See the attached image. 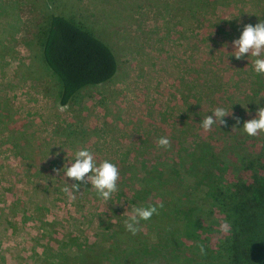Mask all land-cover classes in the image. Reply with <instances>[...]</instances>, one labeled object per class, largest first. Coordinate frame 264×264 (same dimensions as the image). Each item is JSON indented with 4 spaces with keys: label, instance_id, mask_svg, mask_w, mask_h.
<instances>
[{
    "label": "rangeland",
    "instance_id": "rangeland-1",
    "mask_svg": "<svg viewBox=\"0 0 264 264\" xmlns=\"http://www.w3.org/2000/svg\"><path fill=\"white\" fill-rule=\"evenodd\" d=\"M49 14L118 62L66 106L34 35ZM263 144L264 0H0V264H107L119 235L150 246L154 166L161 196L199 205L203 168L247 178Z\"/></svg>",
    "mask_w": 264,
    "mask_h": 264
},
{
    "label": "trees",
    "instance_id": "trees-1",
    "mask_svg": "<svg viewBox=\"0 0 264 264\" xmlns=\"http://www.w3.org/2000/svg\"><path fill=\"white\" fill-rule=\"evenodd\" d=\"M44 19L34 35L43 64L56 82L59 106L116 75L118 62L113 51L88 27L57 14ZM240 161L247 178L224 180L210 170L213 166L198 173L196 179L207 178L199 205H181L175 196H161L156 187L163 186L167 177L164 169L154 166L142 191L155 195L137 220L157 235V241L147 246L132 238L123 240L115 232L123 247L107 264H264V144L261 155ZM135 221L131 222L137 231ZM177 224L180 228L175 230ZM137 234L146 236L142 230ZM94 255L90 258H101L99 253ZM64 257L58 255L57 263L48 264H63ZM75 258L71 262H83L86 257Z\"/></svg>",
    "mask_w": 264,
    "mask_h": 264
}]
</instances>
